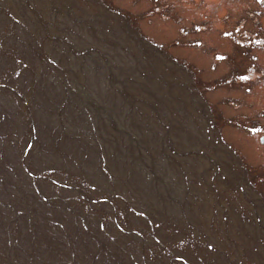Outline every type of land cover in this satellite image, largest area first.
Instances as JSON below:
<instances>
[{"label":"rangeland","instance_id":"rangeland-1","mask_svg":"<svg viewBox=\"0 0 264 264\" xmlns=\"http://www.w3.org/2000/svg\"><path fill=\"white\" fill-rule=\"evenodd\" d=\"M263 138L264 0H0V264H264Z\"/></svg>","mask_w":264,"mask_h":264},{"label":"water","instance_id":"water-1","mask_svg":"<svg viewBox=\"0 0 264 264\" xmlns=\"http://www.w3.org/2000/svg\"><path fill=\"white\" fill-rule=\"evenodd\" d=\"M264 139V138H263ZM263 139H261V140H263Z\"/></svg>","mask_w":264,"mask_h":264}]
</instances>
